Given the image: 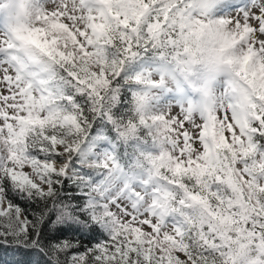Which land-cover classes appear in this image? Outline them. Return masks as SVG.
I'll list each match as a JSON object with an SVG mask.
<instances>
[{
  "label": "snow or ice",
  "instance_id": "snow-or-ice-1",
  "mask_svg": "<svg viewBox=\"0 0 264 264\" xmlns=\"http://www.w3.org/2000/svg\"><path fill=\"white\" fill-rule=\"evenodd\" d=\"M0 264H264V0H0Z\"/></svg>",
  "mask_w": 264,
  "mask_h": 264
},
{
  "label": "rangeland",
  "instance_id": "rangeland-1",
  "mask_svg": "<svg viewBox=\"0 0 264 264\" xmlns=\"http://www.w3.org/2000/svg\"><path fill=\"white\" fill-rule=\"evenodd\" d=\"M169 86H170V87H174V84H172V82L169 81ZM199 98H200V97H199L197 94H192V99H193L194 101H198ZM174 111H178V109H174Z\"/></svg>",
  "mask_w": 264,
  "mask_h": 264
}]
</instances>
